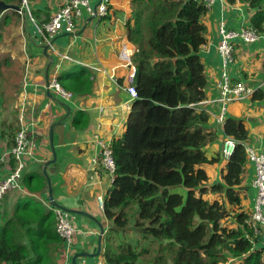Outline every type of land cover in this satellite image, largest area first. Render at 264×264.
Listing matches in <instances>:
<instances>
[{
	"label": "trees",
	"instance_id": "obj_1",
	"mask_svg": "<svg viewBox=\"0 0 264 264\" xmlns=\"http://www.w3.org/2000/svg\"><path fill=\"white\" fill-rule=\"evenodd\" d=\"M226 1L246 4L252 10L249 25L264 33V0ZM130 5L125 34L136 46L130 56L135 67L130 84L136 90L132 108H138L141 116L129 117L110 142L115 170L103 196V213L111 222L101 239L103 264H264L263 228L247 222L252 207L243 208L239 190L249 168L247 120L229 115L223 124L217 123L222 144L225 138L234 140L230 155L221 154L222 145L220 153L210 157L204 150L215 136L208 130V112L199 105L207 98L208 80L199 52L207 43L209 7L204 0H130ZM85 69L74 64L69 71L77 75L67 70L57 78L72 93L88 94L92 84L80 78ZM257 84L252 97L262 99L264 80ZM88 120L79 110L72 124L81 128ZM16 122L1 123L0 135L9 138L8 146L19 130ZM222 161L220 180L209 183L204 166ZM41 174L35 187L24 181L28 192L47 187ZM228 218L234 227L221 223ZM127 230L130 237L125 239ZM135 233L149 239L148 245L140 246ZM64 247L52 208L27 194H19L11 207L1 202L2 264H62Z\"/></svg>",
	"mask_w": 264,
	"mask_h": 264
},
{
	"label": "crops",
	"instance_id": "obj_2",
	"mask_svg": "<svg viewBox=\"0 0 264 264\" xmlns=\"http://www.w3.org/2000/svg\"><path fill=\"white\" fill-rule=\"evenodd\" d=\"M28 1L33 21L28 16H18V10L0 8L1 27L5 24L11 26L15 20L23 23V27L19 25L21 35L14 32L17 42L12 51L16 62L24 64L16 105L27 104L29 112H24L23 126L28 129L29 137L34 138L25 157L22 187L9 190L2 203L5 200L7 207H11L19 194H27L36 197L49 208L57 207L49 199L50 184L53 200L64 210L66 218L77 230L64 247L60 259L62 264H72L75 254L96 252L100 225L104 233L111 226V222L104 216L97 195L106 194L112 179L100 163L101 148L95 142L94 135L110 143L123 131L132 113L134 99L130 98L126 88L129 85L128 74L134 66L119 54L125 49L131 56L136 50V46L125 34V21L130 16L131 5L130 0H90L92 6L105 1L108 6L107 15H89L84 12L77 29L73 33L55 35L50 39V47L37 25L44 23L54 10L68 0ZM13 11H17V14ZM251 13L252 10L242 2L231 4L226 0H215L205 17L208 26L207 43L199 53L205 63L208 86L207 98L199 105L208 112V130L211 135H215L213 141L204 147L209 157L219 152L222 145V129L216 122L220 103L216 99L220 91L217 84L222 81L224 71L230 83L242 81L253 88V92L244 99L227 104L226 117H244L249 127L246 144L264 149V97H252L257 88L255 85L264 80V33L253 42L235 37L233 59L226 69L222 66L217 50L219 23L224 22L227 29L240 30L242 26L249 25ZM44 46H47L46 53L43 52ZM3 59L12 65L13 61L8 55H3L0 62ZM74 64L87 68L80 74V78L90 81L92 89L82 95L73 92L71 99L64 100L53 90L47 89L46 83L53 76L58 77L61 71L68 70L69 75H75L69 71ZM79 110L84 111L89 118L88 123L81 128L72 124V117ZM2 121L0 119V128ZM21 125L18 121V126ZM8 140L7 136L0 135V151L8 148ZM52 148L56 155L55 161H50L53 158ZM46 161H50L45 167L49 184L47 182V187L37 193L28 192L24 181L35 187ZM224 163L222 161L204 166L209 175V183L220 180L219 172ZM253 175V165L249 162L247 177L239 187L242 206L246 209L252 207L256 194L252 185ZM100 253L98 256L79 255L76 264H95L101 260Z\"/></svg>",
	"mask_w": 264,
	"mask_h": 264
},
{
	"label": "built area",
	"instance_id": "obj_3",
	"mask_svg": "<svg viewBox=\"0 0 264 264\" xmlns=\"http://www.w3.org/2000/svg\"><path fill=\"white\" fill-rule=\"evenodd\" d=\"M215 0H204L205 4L210 5ZM18 12L27 14L29 19L33 21L31 14V7L28 0H20L18 4ZM108 6L105 1H100L96 6H92L90 0H68L54 10L49 18L42 24L37 25V28L45 40V42L52 47L50 39L59 33H73L77 29L79 19L86 12L89 15L104 16L107 14ZM218 33L220 36L217 50L221 57L222 66L227 68L228 64L233 59V39L240 37L245 42H253L257 40L260 34L251 25L242 26L240 30H231L225 27L224 22H220L218 25ZM120 56L130 63V53L125 49L120 51ZM62 57H67L62 55ZM58 68V67H57ZM135 68L128 74L129 85L126 90L131 99L136 98L135 87L130 84L134 76ZM223 79L217 84L220 89V97L217 99L220 102V110L216 115V121L219 124H223L226 118L227 104L232 100L244 99L247 95L253 92L252 87H248L242 81L230 83L226 72L224 71ZM47 89L53 90L55 94L62 97L64 100H69L73 97V93L65 89L58 78L53 76L48 79L46 83ZM17 120L22 124L19 130L16 131L13 136V144L0 151V204L5 194L12 189H20L22 172L25 169L26 162L25 157L29 152L28 146L31 145L28 129L23 126L24 124V109L17 115ZM95 142L100 146V163L112 179V175L115 170V160L112 154L110 143L100 138L98 135H94ZM34 140V139H33ZM235 143L232 138H225L222 144L221 154L228 156L232 153ZM246 152L248 160L253 164L254 176L252 179V185L256 190L255 199L251 209V217L247 221L254 227H262L264 231V149H257L254 146L246 144ZM11 159L13 165H11ZM99 204L103 206V196L97 195ZM55 215V230L64 240L66 246L75 233L76 228L66 218L65 212L60 207H53ZM0 264H2L0 262ZM96 264H103L102 260H99Z\"/></svg>",
	"mask_w": 264,
	"mask_h": 264
},
{
	"label": "rangeland",
	"instance_id": "obj_4",
	"mask_svg": "<svg viewBox=\"0 0 264 264\" xmlns=\"http://www.w3.org/2000/svg\"><path fill=\"white\" fill-rule=\"evenodd\" d=\"M19 15L21 17L27 16V14H24V12L22 13L18 12V16ZM19 25L20 27H23V23L19 20L18 21L15 20V22L11 26H8L5 24L3 25V27H1L0 25V36H2V38L0 39V58L3 55H8L10 59L13 61L12 65L10 63L5 65V61H3L4 65L2 66V69H1L2 78L4 81L3 87H2L4 102H3L2 107L0 108V119L6 120V122H14L15 120L17 121V115L20 113L22 106H23L25 113L29 112V108L27 104L24 103L23 105L22 104L16 105L17 104L16 98L18 96V88H19V84L22 79V71H23V65H24V64H20L16 62V58L13 56V52H12L13 49H15L16 42H17L15 39L14 32H17L18 35H21V28L19 27ZM131 109H132V113H130L129 116L132 118L135 116L136 120H138L141 116V112L139 111L138 108L137 109L131 108ZM2 113H3V116H2ZM14 116H16V118ZM16 123L18 124V121ZM253 170H254V167H253ZM41 173L43 174V170L41 171ZM48 173H50V171H48ZM9 198H11V196H9ZM221 223L227 225L228 227L235 226V223L232 221L231 218L224 219V221L222 220ZM133 236L135 238H139L140 246L148 245L149 239H143L139 236V234H136V233L133 234ZM129 237H130V231L127 230L125 232V239H128ZM115 239H117V237ZM150 249H152L151 246H150ZM143 264H150V262L144 261Z\"/></svg>",
	"mask_w": 264,
	"mask_h": 264
},
{
	"label": "water",
	"instance_id": "obj_5",
	"mask_svg": "<svg viewBox=\"0 0 264 264\" xmlns=\"http://www.w3.org/2000/svg\"><path fill=\"white\" fill-rule=\"evenodd\" d=\"M0 8L2 10H7V9H12V10H18L19 9V6L17 4H12V3H4L3 1L0 0ZM46 49H47V46H44L43 48V52L46 53ZM50 65V64H49ZM48 65V66H49ZM68 112H69V108H68ZM51 130H52V127H51ZM52 151H53V158L50 160V161H55L56 159V155H55V152L52 148ZM50 161H46L44 163V167H43V174L44 176L46 177L47 179V182L49 184V180L47 178V175H46V165L50 162ZM49 199L51 200V203L54 205V206H59L57 203H55V201L53 200L52 198V195H51V188H50V184H49ZM104 233V228L102 225H100V233H99V239H98V246H97V250L95 253H88V252H80L79 254H75L73 257H72V264H76V258L77 256L79 255H90V256H98L100 251H101V239H102V234Z\"/></svg>",
	"mask_w": 264,
	"mask_h": 264
},
{
	"label": "clouds",
	"instance_id": "obj_6",
	"mask_svg": "<svg viewBox=\"0 0 264 264\" xmlns=\"http://www.w3.org/2000/svg\"><path fill=\"white\" fill-rule=\"evenodd\" d=\"M52 210H53V208H52Z\"/></svg>",
	"mask_w": 264,
	"mask_h": 264
}]
</instances>
